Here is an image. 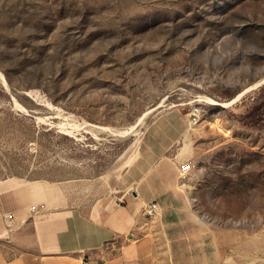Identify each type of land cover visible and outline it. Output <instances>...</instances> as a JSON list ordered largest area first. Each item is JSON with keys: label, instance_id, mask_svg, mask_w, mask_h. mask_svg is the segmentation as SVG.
Here are the masks:
<instances>
[{"label": "rangeland", "instance_id": "rangeland-1", "mask_svg": "<svg viewBox=\"0 0 264 264\" xmlns=\"http://www.w3.org/2000/svg\"><path fill=\"white\" fill-rule=\"evenodd\" d=\"M263 109L264 0H0L1 177L130 180L179 126L193 216L264 264Z\"/></svg>", "mask_w": 264, "mask_h": 264}, {"label": "crops", "instance_id": "crops-1", "mask_svg": "<svg viewBox=\"0 0 264 264\" xmlns=\"http://www.w3.org/2000/svg\"><path fill=\"white\" fill-rule=\"evenodd\" d=\"M184 132L169 130L179 135L165 148L155 144V168L130 180L124 171L0 176V264H223L219 240L193 216L168 155ZM151 203L159 206L154 219L145 216Z\"/></svg>", "mask_w": 264, "mask_h": 264}, {"label": "built area", "instance_id": "built-area-1", "mask_svg": "<svg viewBox=\"0 0 264 264\" xmlns=\"http://www.w3.org/2000/svg\"><path fill=\"white\" fill-rule=\"evenodd\" d=\"M202 109L200 107L194 106L186 114V117L188 119L189 124L195 125L198 124L202 117ZM191 169L190 164H182L179 166V174L181 176L186 175ZM34 211H36V208H33ZM159 206L157 203H151L146 206L145 208V216L148 219H154L158 214ZM10 219H12V215L8 216Z\"/></svg>", "mask_w": 264, "mask_h": 264}, {"label": "trees", "instance_id": "trees-1", "mask_svg": "<svg viewBox=\"0 0 264 264\" xmlns=\"http://www.w3.org/2000/svg\"><path fill=\"white\" fill-rule=\"evenodd\" d=\"M261 114L264 115V109H263V111H262ZM250 118H251V121H252V122H255L257 119H259V115H255V116L252 115ZM244 120H245V121L248 120V117H244ZM252 122H251V123H252Z\"/></svg>", "mask_w": 264, "mask_h": 264}]
</instances>
